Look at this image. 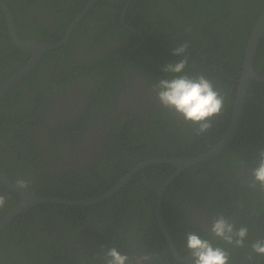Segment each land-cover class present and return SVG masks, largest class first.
<instances>
[{
	"label": "trees",
	"instance_id": "1",
	"mask_svg": "<svg viewBox=\"0 0 264 264\" xmlns=\"http://www.w3.org/2000/svg\"><path fill=\"white\" fill-rule=\"evenodd\" d=\"M4 1L13 12L21 39L59 42L89 0ZM126 3L98 0L69 39L44 53L0 101V167L15 183L20 178L31 181L27 191L32 194L97 198L141 161L200 155L214 147L229 127L246 49L264 10V0H132L125 15L126 21L148 39L164 44L153 53L154 63L160 62L161 69L150 73V89L159 79L171 75L163 69L182 59L173 55L174 48L187 43L185 71L205 74L225 95L223 113L203 136L193 135L187 125L181 126L157 100L141 110L121 107L123 89L132 83L127 72L131 55L141 53L147 45H141V35L123 23ZM6 21L0 7V86L32 55L11 40ZM85 35L91 37L92 46L102 45L100 57L82 59L78 44ZM113 44L118 46L106 49ZM124 54L122 64L119 59ZM255 68L264 75V37ZM79 86L82 89L75 90ZM72 93L78 96L72 101L75 104L64 106L59 117L54 116L56 99ZM262 149L264 82L253 80L241 124L229 147L180 173L165 192L163 217L182 254L188 252L181 249L182 243L186 248L187 232L213 239L190 220L189 216L200 210L223 213L238 227H248L249 237L243 248L213 241L229 251L231 264L245 260L252 253L251 243L264 239V193L250 188L243 181L244 170L236 167L240 161L247 169L254 167ZM175 170L168 163L150 165L101 202L42 203L18 215L0 234V264H97L94 255H102L112 246L126 249L133 238L153 256L154 263L182 264L177 262L156 219L158 192ZM0 185V193L7 197L1 219L21 196L2 182ZM86 236L92 241L88 254L77 240ZM245 264H264V256L255 254Z\"/></svg>",
	"mask_w": 264,
	"mask_h": 264
},
{
	"label": "clouds",
	"instance_id": "2",
	"mask_svg": "<svg viewBox=\"0 0 264 264\" xmlns=\"http://www.w3.org/2000/svg\"><path fill=\"white\" fill-rule=\"evenodd\" d=\"M188 48L187 43L174 48L173 55L182 59L163 69L171 75L159 79L152 91L161 108L181 122V126L187 125L193 135L203 136L211 131L214 121L223 113L225 95L205 74L190 75L185 71L188 67ZM236 167L244 170L242 178L250 188L264 193V149L259 151L256 165L251 169H247L244 161L237 163ZM30 184L31 181L23 178L16 181V187L21 190H27ZM6 202L7 197L0 193V209L4 208ZM209 232L212 240L203 238L195 231L187 232L186 249L190 253V264H231L229 251L214 244L213 240L243 248L249 237L247 226L238 227L234 219L223 213L212 219ZM251 250L256 255L264 256V239L253 241ZM97 259L101 264H153L152 255L130 257L115 246L108 247Z\"/></svg>",
	"mask_w": 264,
	"mask_h": 264
},
{
	"label": "water",
	"instance_id": "3",
	"mask_svg": "<svg viewBox=\"0 0 264 264\" xmlns=\"http://www.w3.org/2000/svg\"><path fill=\"white\" fill-rule=\"evenodd\" d=\"M94 2L95 0H90L88 6H86L83 9V12L77 17V19L71 25L64 39H62L59 42H41L38 40H29V39L20 38L16 24V19L13 15L11 8L4 0H0V7L3 9L6 15V19H7L6 24L8 26L12 41L16 44L17 47L32 54L28 63L22 66L18 71H16L5 82L2 83V85L0 86V101L5 95L6 91L13 84H15L17 81L22 79L25 75H27L29 71H31L37 65V63L40 61L44 53H46L49 50L59 48L69 39L78 22L82 19V17L86 14V12L89 10V8L93 5ZM123 22L125 25L128 26L127 22L125 21V17H123ZM263 37H264V10L260 15V18L258 19L256 25L253 28V32L246 49V55L244 59V67H243L242 77L240 80L239 91L236 98L235 108L229 127L226 133L224 134V136L221 138V140L210 150L194 157H185V158L154 157V158L145 159L140 163H138L135 167H133L126 174V176L123 177L122 180L119 183H117L111 190L106 192L104 195L94 199H69V198H61V197L49 196V195H35L27 190L18 189L16 187V183L11 180L9 175L5 173L2 169H0L1 182H3L10 190L17 192L21 196V201L16 206H14L3 217V219H1L0 232H2L7 227V225H9L13 221L15 217L27 212L33 206L42 203H49V202L69 204V205L95 204L103 201L104 199L118 192L121 188L127 185L130 179L136 173H138L143 168H146L150 165L168 163L174 165L176 167V170L164 181V183L160 187V190L158 192L157 203H156V216L161 228L163 229L169 243L172 246V250L175 257L182 262H190V254L187 256H182L180 254L177 244L173 238V235L171 234L169 228L167 227V224L165 223L163 217V211H162L164 195L168 186L180 173H182L183 171L187 170L192 166L198 165L202 162H205L207 160L216 157L221 152H223L227 147H229V145L232 143L241 124L243 110L251 83L253 82V80H259L264 82V75L259 73L255 68V61L258 52V47ZM254 255H255L254 253L249 254L245 260L237 264H245Z\"/></svg>",
	"mask_w": 264,
	"mask_h": 264
},
{
	"label": "flooded vegetation",
	"instance_id": "4",
	"mask_svg": "<svg viewBox=\"0 0 264 264\" xmlns=\"http://www.w3.org/2000/svg\"><path fill=\"white\" fill-rule=\"evenodd\" d=\"M97 1L98 0H95V2L93 4H95ZM109 1H115V0H109ZM126 1H127V3H126L124 10L122 12V14H123L122 15V21H123V17H125L128 9L130 7V4L132 2V0H126ZM89 3H90V0L87 2L85 7L88 6ZM44 6H45V3H44ZM91 7L89 8V10L91 9ZM82 12H83V10L79 13V15ZM125 21H126V19H125ZM99 24L100 23H97V25H99ZM127 24H128V26L126 25V27H128L130 30H132L134 32H137L139 35H141V37H142V41H140L141 45H143V44H147V45H146V48H144L141 51V53L136 54V55H131V59H132V61L130 62L131 67L127 70V72L129 73V75L132 78V80H131L132 83L130 82L131 87H129V88L126 87L123 89L124 92H122V95L120 97V105H121V107H130V108H133L135 110L136 109L141 110L145 106H147L148 103L156 101L155 93L149 87V85H152V78L150 77V73H157L161 69L160 68L161 67L160 62L156 61V63H154L155 62V56H154L155 54H153V53L155 50L161 49L160 44H162V45H164V44H163V42H160L159 39H158V41H157V39H154V38H152L151 40L148 39V36L145 33L143 34V31L139 30V28L132 25V22H129V23L127 22ZM139 26H140V24H139ZM140 27H144V26L141 25ZM8 31H9V29H8ZM149 33L152 35L151 31H149ZM9 35H10V32H9ZM149 38H151V36ZM11 40H12V38H11ZM78 45L80 46V52L82 54V59H84V60L95 59V58H98L101 56L102 49H103L102 45L98 43L96 46H92L91 37H89L88 35H85L81 39V41ZM117 46H118L117 44H113V45H111V47L108 46L109 48H106V49L116 48ZM164 47H166V46H164ZM132 50L133 49H131L129 52H131ZM125 56H126V54H124L123 57H121V59H119L122 64L124 63ZM241 77H242V74H241ZM240 80H241V78H240ZM85 83H88L87 79L85 80ZM80 89H82V86L77 87V89H75V90H80ZM61 95H63V97H58L56 99V102H55L56 106H55V110L53 112L54 116H57V117H59L60 112H63L64 106H67L68 104H71V103L75 104V102H72V101L74 100V98L78 97L77 94H73V93H72V95H68V94H61ZM99 136H100V133H99ZM0 169H1V167H0ZM0 183H1V180H0ZM0 188H1V185H0ZM33 207H35V206H33ZM31 209H29V210H31ZM1 211L2 210L0 209V215H1ZM200 211H197V213H192L191 216H189L190 220L193 222V224H197L199 227H201L207 233V235H209V238H212V236L210 235V232H209V228H210L212 219L215 216H217L218 214H209V213L202 212V211L200 212ZM3 217L1 219H3ZM1 219H0V221H1ZM156 219H157V216H156ZM162 232L165 236V239L167 240L168 244L170 245V247L172 249V246L169 243L163 229H162ZM0 234H1V232H0ZM178 236L181 238L180 235H178ZM173 238H174V235H173ZM87 239H88L87 236L84 238L80 237L79 239H77L78 241H80V247L83 250H85L86 254L91 252L87 248H89L88 245L90 244V242H92V241H90L91 239L90 240H87ZM213 241H215V240H213ZM182 242H184V241H182ZM156 245L158 246V244H156ZM216 245H218V244H216ZM181 247H182L181 249L183 252L187 251V249L185 247H183V243H182ZM120 251H121V253L128 254L130 257H136V256L148 254L144 249H142L138 240L134 239V238L129 239L128 245L126 246V249H120ZM172 252H173V250H172ZM179 252L182 256H187L190 254L189 252H187L186 254H182L180 250H179ZM82 256L84 257V259L87 260V262L90 261L87 258V256H84V255H82ZM94 256H95L96 260L99 261L97 264H101V261L97 259V256H99V255H94ZM176 260H177V262L182 263V264H190V262H182V261L178 260L177 258H176ZM166 263L167 262L164 263V261L163 262L161 261V264H166ZM153 264H156V263H154V261H153ZM168 264H177V263H174L172 261H168Z\"/></svg>",
	"mask_w": 264,
	"mask_h": 264
}]
</instances>
